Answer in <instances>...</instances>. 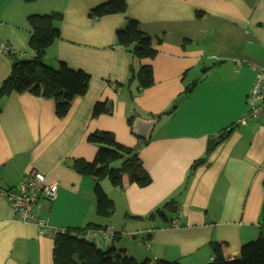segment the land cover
<instances>
[{
  "label": "crops",
  "instance_id": "1",
  "mask_svg": "<svg viewBox=\"0 0 264 264\" xmlns=\"http://www.w3.org/2000/svg\"><path fill=\"white\" fill-rule=\"evenodd\" d=\"M109 1L0 0V44L16 54L0 53V86L15 59L35 58L32 16L61 15L54 23L61 37L47 51L46 65L58 69L65 63L91 76L88 93L62 119L53 99L23 93L2 101L0 189L14 190L24 176L44 174L58 196L41 202L39 218L60 231L113 228L109 243L88 240L138 262L208 264L213 241L233 261L264 233V119L238 123L248 112L255 68L264 64V0H125V14L90 17ZM130 19L154 38L155 59H135L117 45L116 33ZM143 66H152L154 86L139 92L134 82L132 98L118 85ZM183 95L185 102L174 104ZM99 102L111 104L113 115L94 118ZM133 116L157 120L147 145L129 126ZM226 129L228 139L207 156L211 140ZM96 132H110L120 145L138 149L152 179L146 188L127 176L122 189L104 181L115 204L110 218L96 213L95 181L71 167L76 160L94 162L98 146L89 137ZM204 158L205 165H196ZM173 200L178 213H169L168 221L151 218ZM53 250L54 238L20 221L0 197V264H54Z\"/></svg>",
  "mask_w": 264,
  "mask_h": 264
},
{
  "label": "trees",
  "instance_id": "2",
  "mask_svg": "<svg viewBox=\"0 0 264 264\" xmlns=\"http://www.w3.org/2000/svg\"><path fill=\"white\" fill-rule=\"evenodd\" d=\"M32 3L36 0H22ZM125 0H110L92 11L91 18H103L111 15L125 14L127 12ZM61 19L59 14L45 16H32L29 24L32 35L29 47L34 52L32 60L20 61L15 59L12 72L0 86V113L1 103L13 94L30 93L35 97L53 99L56 103V116L62 119L68 115L74 100L88 93L91 76L83 71H74L67 64L60 63L58 69L46 65L47 51L60 39V31L54 23ZM118 46L126 48L131 56L138 60H153L157 56L154 48L155 40L142 32L139 23L128 20L124 28L116 33ZM158 43L162 39L157 40ZM137 82V91L141 92L154 86L152 66H143L138 72L130 71V78L126 85H118L129 90L132 98L131 85ZM177 109L174 106L166 115H172ZM113 115V107L107 102H99L93 109V117ZM156 118H160L157 116ZM135 116L129 118L132 127ZM231 129V128H229ZM229 129L221 132L211 140L207 156L214 152L230 136ZM89 142L98 146L97 156L92 163L76 160L71 167L80 175L91 178L96 186V213L103 218H110L115 212V204L106 194L102 183L108 181L115 189L123 188V178L128 177L131 184L146 188L152 183L150 175L144 169L139 158L138 149L120 145L115 135L110 132H96L89 137ZM147 145L149 141H140ZM206 158L196 165H205ZM169 213H178L176 201L168 202L151 218L160 217L168 221ZM143 220L140 218H132ZM89 229H99L88 225L84 229H68L54 237L53 263L54 264H151L149 260L138 262L135 258L127 256L124 251L114 248L101 249L94 241L84 237ZM213 260L208 264H264V233L259 238L242 247L240 256L230 261L225 258L222 245L212 242ZM156 264H180L159 261Z\"/></svg>",
  "mask_w": 264,
  "mask_h": 264
},
{
  "label": "built area",
  "instance_id": "3",
  "mask_svg": "<svg viewBox=\"0 0 264 264\" xmlns=\"http://www.w3.org/2000/svg\"><path fill=\"white\" fill-rule=\"evenodd\" d=\"M0 53L15 56L5 44H0ZM256 79L253 89L247 99L248 112L238 122L245 125L250 119H264V64L255 68ZM58 196L57 186L47 183L46 176L40 172H33L24 176L14 190L0 189V197L7 198L18 219L24 223L35 224L41 235L54 238L59 233H64L57 229H52L45 220L38 217V209L43 200L54 202ZM177 226V223L174 224ZM87 239L97 240V243H109L115 237L113 228L88 230Z\"/></svg>",
  "mask_w": 264,
  "mask_h": 264
},
{
  "label": "water",
  "instance_id": "4",
  "mask_svg": "<svg viewBox=\"0 0 264 264\" xmlns=\"http://www.w3.org/2000/svg\"><path fill=\"white\" fill-rule=\"evenodd\" d=\"M198 83V80L195 81V84ZM193 91V87H190L189 92ZM187 99L186 95H183L181 98H179L176 101L177 106H181L185 100ZM157 124V120H144L141 118H135L133 126H132V131L135 136L140 138L141 140L147 141L150 139L152 131ZM3 173V167H0V174Z\"/></svg>",
  "mask_w": 264,
  "mask_h": 264
},
{
  "label": "rangeland",
  "instance_id": "5",
  "mask_svg": "<svg viewBox=\"0 0 264 264\" xmlns=\"http://www.w3.org/2000/svg\"><path fill=\"white\" fill-rule=\"evenodd\" d=\"M207 62H209V61H207ZM210 63V62H209ZM196 81V80H195ZM177 101V100H176ZM176 101H175V103L174 104H176ZM170 218L172 219V216H170ZM140 263H142V262H140Z\"/></svg>",
  "mask_w": 264,
  "mask_h": 264
}]
</instances>
